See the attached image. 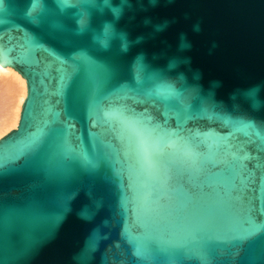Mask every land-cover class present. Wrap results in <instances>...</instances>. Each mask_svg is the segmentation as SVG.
<instances>
[{"label":"water","instance_id":"obj_1","mask_svg":"<svg viewBox=\"0 0 264 264\" xmlns=\"http://www.w3.org/2000/svg\"><path fill=\"white\" fill-rule=\"evenodd\" d=\"M4 66L0 264H264V0H0Z\"/></svg>","mask_w":264,"mask_h":264},{"label":"bare ground","instance_id":"obj_2","mask_svg":"<svg viewBox=\"0 0 264 264\" xmlns=\"http://www.w3.org/2000/svg\"><path fill=\"white\" fill-rule=\"evenodd\" d=\"M24 96V80L11 68H0V138L15 128Z\"/></svg>","mask_w":264,"mask_h":264}]
</instances>
